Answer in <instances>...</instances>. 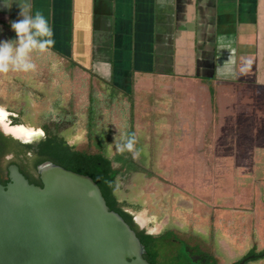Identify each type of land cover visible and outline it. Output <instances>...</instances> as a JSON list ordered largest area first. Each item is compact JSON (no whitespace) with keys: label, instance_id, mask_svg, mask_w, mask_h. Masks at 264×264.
Returning a JSON list of instances; mask_svg holds the SVG:
<instances>
[{"label":"rangeland","instance_id":"1","mask_svg":"<svg viewBox=\"0 0 264 264\" xmlns=\"http://www.w3.org/2000/svg\"><path fill=\"white\" fill-rule=\"evenodd\" d=\"M236 2L237 39L223 48L232 50L236 69L232 78H221L240 84L242 92L253 100L251 103L264 108V70L259 73L249 63V69L242 65V61L255 54L261 58L259 67L264 65V0ZM256 36L258 39H254ZM211 41L219 40L210 39L206 44L210 49ZM163 49L161 44L157 46L156 70L163 63L159 61ZM223 54L221 50L217 58ZM203 58V67L197 75L212 76L211 67L216 60L209 53ZM32 59L36 65L33 72L0 74L1 107L10 113V108L26 105L25 127L41 130V115L53 111L55 101L61 99L76 115L75 126L64 133L68 143L77 150L96 153L85 127L87 75L77 72L68 76L61 69L64 60L51 57L49 52L34 54ZM169 69L167 66L165 70ZM188 86V81L169 76L138 78L133 129L140 154L133 158L113 147L111 160L120 171L116 195L120 203L139 207L137 211L131 208L128 211L147 233L159 235L166 229L172 230L190 248L198 245L202 252L213 256L216 264H233L252 246L258 250L264 246V116L251 110L249 101H241L234 116H224L214 146L221 160L216 167L220 173L215 177L205 164L200 142L208 122L195 109ZM104 113L98 141L106 139L104 130H107L112 144L114 137L119 140L120 134L126 135L124 118L116 109ZM126 116L128 119V112ZM173 248L184 252L179 244ZM184 264L193 262L187 260ZM251 264H264V260Z\"/></svg>","mask_w":264,"mask_h":264},{"label":"crops","instance_id":"2","mask_svg":"<svg viewBox=\"0 0 264 264\" xmlns=\"http://www.w3.org/2000/svg\"><path fill=\"white\" fill-rule=\"evenodd\" d=\"M31 5L52 28L51 49L63 55L61 60L72 59L90 70L102 87L111 83L123 92L132 89L135 93L139 77L184 81L200 76L197 71L203 67L205 53L216 60L212 76L231 77L236 69L232 50H223L237 39L236 0H31ZM18 14L15 2L0 9V15L10 21L17 20ZM210 39L219 40L211 41V49L206 45ZM160 44L164 49L159 61L167 63L169 70L163 63L155 69ZM221 50L224 54L217 58ZM260 60L255 54L242 65L249 69L251 64L260 73L264 70Z\"/></svg>","mask_w":264,"mask_h":264},{"label":"trees","instance_id":"3","mask_svg":"<svg viewBox=\"0 0 264 264\" xmlns=\"http://www.w3.org/2000/svg\"><path fill=\"white\" fill-rule=\"evenodd\" d=\"M9 21V19H5L0 15L1 40L15 39V33L10 29ZM48 52L51 57H55L58 60L63 58V55L56 50L50 48ZM61 69L71 77L77 72H83L88 77L89 89L85 108V127L88 138L94 143L97 152L80 151L68 143L64 133L75 126L76 115L71 113V109L69 110L68 106L63 105L61 99H57L54 103L53 111L45 112L41 115L39 128L44 136L39 143L25 144L0 132V160L5 155L11 154L12 157L7 164L16 165L25 178L36 186H42L38 168L45 163L58 165L66 170L90 177L101 190L109 210L119 214L135 232L144 247L143 258L150 264H184L187 260L191 261L189 257L191 253L204 255L207 257L208 262L216 264L213 256L202 252L198 245L190 248L172 230L166 229L159 235L147 233L146 229L137 223L135 216L128 211L130 208L137 211L139 207L131 206L125 202L120 203L117 198L116 194L120 189V171L113 166L112 160L106 158L105 155L111 133L104 130L106 139L102 142L98 141V136L102 132L101 127L105 118L104 112L112 113L115 109L121 111L122 118H124L126 135L134 133V91L130 89L128 92H123L114 88L111 83L102 87L94 79L90 70L82 68L72 59L65 60ZM184 80L189 82L188 90L191 97L195 100V109H198L203 114L204 120L207 119L208 123L206 128L202 130L204 134L200 142L202 140L205 164L210 174L217 177L220 169L216 167L220 165L219 161L221 160L219 159L220 156L215 153L214 146L221 134L220 127L221 122L224 121V116H234L237 106L241 105L242 102L246 103V101L250 102V109L254 110L258 116H264V108L255 107L251 103L253 100L242 92V86L232 81H224L216 76L185 77ZM2 103L0 100V106ZM27 108L26 105H17L15 108L9 109L13 125L25 124L24 117L28 115ZM127 112L129 113L128 119H126ZM202 148L198 150L199 153L202 152ZM119 160L122 161L123 159L119 158ZM214 166L215 168H213ZM135 171L138 170L135 169ZM178 244L183 247L186 254L173 248V245ZM167 249L170 250L167 251ZM254 253H256V248L248 252V254ZM258 254L261 257H258L257 260H264V248Z\"/></svg>","mask_w":264,"mask_h":264},{"label":"water","instance_id":"4","mask_svg":"<svg viewBox=\"0 0 264 264\" xmlns=\"http://www.w3.org/2000/svg\"><path fill=\"white\" fill-rule=\"evenodd\" d=\"M8 172L10 182L0 185V264H150L135 232L109 210L90 177L45 163L36 186L17 166ZM190 259L197 263L200 256Z\"/></svg>","mask_w":264,"mask_h":264},{"label":"clouds","instance_id":"5","mask_svg":"<svg viewBox=\"0 0 264 264\" xmlns=\"http://www.w3.org/2000/svg\"><path fill=\"white\" fill-rule=\"evenodd\" d=\"M15 2L19 18L9 21L15 39L0 40V74L9 72L30 73L35 71L33 55L45 54L54 44L53 31L40 11H32L31 0H0V9L10 8ZM134 133L120 134L119 140L108 144L106 158L111 159L113 147L118 153L127 152L136 158L140 154Z\"/></svg>","mask_w":264,"mask_h":264},{"label":"flooded vegetation","instance_id":"6","mask_svg":"<svg viewBox=\"0 0 264 264\" xmlns=\"http://www.w3.org/2000/svg\"><path fill=\"white\" fill-rule=\"evenodd\" d=\"M0 109L1 110H3L5 113H6V119H5V122L9 125V126H20V125H13L12 124V120H11V118H10V115H11V113H8L4 108H2L1 106H0ZM3 123H4V120H3ZM23 126H25V124L23 125ZM1 128V127H0ZM13 128H17V127H13ZM26 128H29V127H26ZM2 129V128H1ZM29 129H32V128H29ZM32 131H34V132H38V133H40L41 134V137H40V139H38V140H36V141H34V142H25L23 139H16V138H13L12 136H10V135H5V134H3L1 131V133L3 134V135H5V136H10V137H12L13 139H16V140H18V141H21L22 143H25V144H37V143H39V141H41L42 140V131L41 130H33L32 129ZM11 157H12V155L10 154V155H5L4 156V158L2 159V160H0V185L1 186H3V187H6L7 185H8V183L10 182V180H9V172H8V170H9V167L10 166H12V165H14V164H12V165H8L7 164V162H8V160H10L11 159ZM16 166V165H15ZM28 180V179H27ZM29 181V180H28ZM30 183V182H29ZM31 184V183H30ZM195 256H200V260L197 262V263H199V264H203L202 263V261L203 260H205V263L204 264H212V262H208V259H207V257H205L204 255H195L194 253H191L190 255H189V257H195ZM249 256H254V259H252V260H249V261H247L245 264H251L252 262H254V261H256L257 260V258L258 257H261V255L260 254H258L257 252L256 253H254V254H247V255H245L240 261L238 260V261H236L235 263L236 264H239L244 258H247V257H249ZM234 264V263H233Z\"/></svg>","mask_w":264,"mask_h":264},{"label":"bare ground","instance_id":"7","mask_svg":"<svg viewBox=\"0 0 264 264\" xmlns=\"http://www.w3.org/2000/svg\"><path fill=\"white\" fill-rule=\"evenodd\" d=\"M6 113L0 109V127L7 133L14 135L17 138L23 139L25 142H34L40 139L41 134L32 131V129L26 127H10L6 122ZM4 120V123H3Z\"/></svg>","mask_w":264,"mask_h":264}]
</instances>
